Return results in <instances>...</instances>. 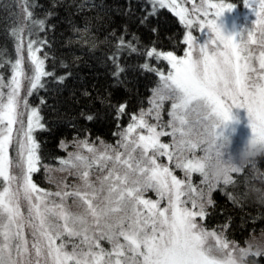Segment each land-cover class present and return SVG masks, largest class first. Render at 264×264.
Masks as SVG:
<instances>
[{
    "label": "snow or ice",
    "instance_id": "6c2138e0",
    "mask_svg": "<svg viewBox=\"0 0 264 264\" xmlns=\"http://www.w3.org/2000/svg\"><path fill=\"white\" fill-rule=\"evenodd\" d=\"M184 2L189 0L140 3L141 25L160 8H168L188 30L182 41L187 46L183 56L155 47L146 52L170 65L167 74L157 72L159 81L147 111L142 109L126 128L114 133L119 137L115 145L101 141L96 146L87 137L74 139L76 151L69 152L58 169L43 163L33 133L45 126L38 110L30 109L20 96L23 80L28 81L26 95H31L46 86L42 78L55 76L45 71L47 54L38 55L47 41L39 36L28 40L30 68L26 70L23 28L12 30L15 58L5 59L0 51V69L7 66L11 72L7 80L0 74V264H241L253 257L247 240L241 246L226 236L230 217L216 229L205 223L209 209L215 207V191L226 193L233 203L249 199L250 191L226 192L229 186L236 188L233 174L240 172L233 170L222 182L210 180L201 158L215 147L221 126L234 121L233 108L247 110L251 136L264 143V0H243L254 21L231 34H225L218 20L234 10L233 3L190 0L189 11ZM125 14H131L130 2ZM26 18L37 31L45 30V21L35 19L32 12L26 11ZM194 27L200 37L193 35ZM144 68L151 71L147 64ZM120 71L116 69L114 75L118 77ZM72 75L67 71L56 83L63 84ZM166 104L167 121L162 118ZM113 107L119 120L126 105ZM84 118L92 121L94 116ZM193 134L202 141L194 142ZM61 146L66 150L63 142ZM81 149L91 155L84 156ZM41 170L55 191L34 182L33 175ZM175 170L182 171L183 178ZM54 171L75 176L80 183L57 180ZM193 174L201 178L198 184L193 183ZM149 191L158 199L146 198ZM254 191L257 199H264L261 189Z\"/></svg>",
    "mask_w": 264,
    "mask_h": 264
},
{
    "label": "trees",
    "instance_id": "16d2710c",
    "mask_svg": "<svg viewBox=\"0 0 264 264\" xmlns=\"http://www.w3.org/2000/svg\"><path fill=\"white\" fill-rule=\"evenodd\" d=\"M129 2L130 15L125 14ZM141 2L27 0L25 5V0H0V51L4 52L5 59H14L12 30L19 28L22 9L32 12L35 19L45 21V30L38 32L39 37L47 41L41 53L47 54L45 70L55 76L45 77L46 86L38 91L41 96L39 114L45 127L35 132V138L45 157L43 163L51 167L59 163L64 156L61 142L87 137L89 142L115 143L117 135L114 133L127 127L133 115L148 107L152 89L157 85L154 71L155 66L161 65L146 52L155 47L161 52L183 53L184 30L177 18L160 8L157 15L141 25L139 18L144 14ZM226 2L240 5L243 0ZM129 44L137 51H131ZM145 64L151 71L144 68ZM116 69H121L118 77L114 75ZM67 71L73 75L63 84H57L56 79ZM119 104L126 107L124 115L117 120L113 105ZM86 115L94 119L87 121ZM262 173L264 161L253 173L233 174L236 188L229 186L226 192L232 191L235 195L249 192L252 187L264 189V181L256 178ZM33 180L39 187L48 189L43 170L35 173ZM213 199L215 207L209 209L211 215L205 221L210 230L230 217V228L225 234L241 246L251 236L264 233V204L252 197L233 203L226 193L218 190L213 193ZM251 259L264 264V256Z\"/></svg>",
    "mask_w": 264,
    "mask_h": 264
},
{
    "label": "rangeland",
    "instance_id": "374dc122",
    "mask_svg": "<svg viewBox=\"0 0 264 264\" xmlns=\"http://www.w3.org/2000/svg\"><path fill=\"white\" fill-rule=\"evenodd\" d=\"M177 2L181 3V0H177ZM197 2H198V0H197ZM234 5H235V7H234V10L232 12L226 13L222 18H220V20H218V24L223 28V30L225 31V34H231L234 31H240L243 28L250 27L252 22L254 21V16L251 14V11L244 6V2H242L240 5H236V4H234ZM182 6L187 8V9H189V11H190L191 8H192V3L189 0V2H184L182 4ZM165 9L170 11L177 18V20L180 23L179 17L176 16L173 11L169 10L168 8H165ZM18 24H19L18 25L19 28H23V37H24L23 46H24V49H25V51H24L25 65L24 66H25V69L27 70V69L30 68V61L27 58V51H26L27 42H28L29 39H36V37L39 36L40 34L38 33L39 31H37L35 29L34 25L30 21L27 20V18H26V9L25 8L21 10V14H20V18L18 20ZM181 26L183 27V30H184V35H183V39H184V37H185V35H186L188 30L185 28V26L183 24H181ZM192 32H193L194 36H197V37L201 36V33L199 32L198 28H196V27H194L192 29ZM206 38H207L206 36L202 37V39H206ZM186 47L187 46L184 44V51H185ZM253 47L255 48L256 46L253 45ZM41 49H42V47H41ZM184 51H183V53L181 55H177V56L178 57L179 56H183ZM257 54H258V52H257ZM38 55L43 57V54L41 53V51L38 53ZM14 58H15V56H14ZM155 61L159 62L160 65H161L160 67H156L155 66V70L156 71L153 70L154 73L156 74V77H157L158 81H159V75L157 74V72L158 71H163L165 74H167V72L170 70V65H168L166 61L156 60V59H155ZM0 74H3L5 76V78H6V80L9 79L10 76H11V72H10V70H8V67L5 70L4 69H0ZM44 78H42V79H44ZM22 83H23V87H22L21 92H20V96H21L22 100L24 98H26L27 102H28V105H29V108L30 109L31 108H35V109L38 110V112H40L41 96L38 94L39 93L38 91L41 88L38 89V90H33L31 95H26L27 92H28V81L25 79V80H23ZM5 91H7V89H5ZM151 95H152V93H151ZM168 107L169 106L166 104L165 105V110L162 112V118L165 121L168 120V116H167ZM148 108H149V104H148V107L144 111L146 112ZM20 110L22 112H25V115H24L23 118L26 121L27 120V111L24 109L23 103L21 104ZM232 115L234 117V121L231 122L228 125V127L226 129V134L231 136V138L233 140L232 150L235 151L252 135V133H251L250 127L248 126L249 125V121H248V115H247V110L246 109L233 108L232 109ZM151 122H154V121H151ZM39 129L40 128H37V129L34 130V133H33L34 136H35V132L37 130H39ZM137 131H143V130H139L138 129ZM118 139H119V137L117 136L116 142H117ZM161 139L164 142H170V138L169 137H162ZM116 142L115 143H111V144L115 145ZM90 143H94L96 146H99L101 142H90ZM64 145H66L67 148L65 150V148L62 147L64 149V156L62 157V159H66L69 152L76 151V148L73 145V141L64 143ZM80 151L86 157L91 155L90 153L87 152V149H81ZM61 160H59V163L57 165L52 166V168L53 169H58L61 166L60 165V161ZM161 160L164 163H168L166 158H161ZM169 166L171 167V165H169ZM95 168H96V166L94 165L93 169L91 170L93 173L95 172ZM174 174L177 175L178 178H183V175H184L183 172L180 171V170H175ZM52 175L57 180H64L65 183L70 184V185H76V184L80 183V181L75 176L69 175L66 172L54 171L52 173ZM194 178H196V179H194ZM200 179L201 178L199 177L198 174H193L192 180H193L194 184H198ZM46 183L48 185L47 186L48 189H50L52 191L56 190L54 184H50L48 182V180L46 181ZM146 198H151L153 200L158 199L156 194L154 192H152V191H149V192L146 193ZM21 203H22V205L24 204L23 201H21ZM67 203L69 205H71V199H69L67 201ZM72 210L73 211H79V209L75 208V206H72ZM22 211H26V208L22 207ZM261 234L262 233H258V234H255L253 236L259 237V236H261ZM253 236H251L247 241H249ZM103 246L106 249L110 248V245L107 242H104ZM244 246H246V245H244Z\"/></svg>",
    "mask_w": 264,
    "mask_h": 264
},
{
    "label": "clouds",
    "instance_id": "9594fccd",
    "mask_svg": "<svg viewBox=\"0 0 264 264\" xmlns=\"http://www.w3.org/2000/svg\"><path fill=\"white\" fill-rule=\"evenodd\" d=\"M191 120V117H189ZM230 124V123H229ZM227 124L222 125V134L219 139H214L215 147L206 152L202 156L204 172L207 177L213 181L222 182L226 175H232L233 170H238L240 173H253L257 169L261 161H264V143L257 142L250 136L238 149L232 150L233 140L231 136L226 134ZM191 139L200 143L202 137L193 134ZM220 153L218 155L217 153ZM264 181V177H257ZM256 187L250 189V195L253 199L264 204V199H257V193L254 191ZM264 192V189H261ZM248 244L252 246L253 257L264 255V233L261 236H253ZM241 264H256L254 259L247 258Z\"/></svg>",
    "mask_w": 264,
    "mask_h": 264
}]
</instances>
